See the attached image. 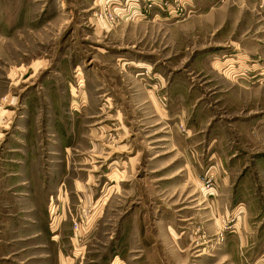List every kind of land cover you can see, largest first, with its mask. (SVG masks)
I'll return each instance as SVG.
<instances>
[{"label":"rangeland","instance_id":"obj_1","mask_svg":"<svg viewBox=\"0 0 264 264\" xmlns=\"http://www.w3.org/2000/svg\"><path fill=\"white\" fill-rule=\"evenodd\" d=\"M250 18L245 0H0V187L42 173L61 264H264L245 237L264 229V79L233 52Z\"/></svg>","mask_w":264,"mask_h":264},{"label":"crops","instance_id":"obj_2","mask_svg":"<svg viewBox=\"0 0 264 264\" xmlns=\"http://www.w3.org/2000/svg\"><path fill=\"white\" fill-rule=\"evenodd\" d=\"M245 4L251 10L250 19H264V0H245ZM244 17H247V14ZM234 43L237 44L233 51L236 56L235 59L238 58L245 67H249L253 71L257 70L259 77L264 79V23L259 22L257 29L249 35V40L245 42V46H238L237 40ZM241 47L247 53H244L245 51ZM229 59L235 61L234 58ZM259 163L261 164L259 179L264 181V158H261ZM34 168L33 165L25 166V172H22L23 176L20 178V188L10 190L0 187V264H61L63 254L57 236L45 235L44 232L45 223L42 212L44 211L47 192H45L44 185L33 186L32 182L38 179L39 175V178H42V173L35 172ZM49 187L51 189L56 187L53 180L47 183L46 189ZM260 194L264 195V186H260ZM39 205H41L40 208L42 206L43 208L37 211ZM260 205L261 212H264V204L261 203ZM34 208L37 209L34 210ZM37 214L39 216H36ZM262 220H264V215H261L260 223L262 225L260 228H264ZM245 225V237L249 236L247 243L251 248L254 245L257 247L260 242L256 252L258 251L259 257L264 258V247L261 246L264 244V229H260L253 237L251 228L254 227L251 224L249 228L246 223ZM38 226L40 230H36ZM33 247H38L40 251L29 253ZM180 248L179 255L183 254L184 247L180 246ZM175 252L177 253V251ZM177 258L181 260L182 256Z\"/></svg>","mask_w":264,"mask_h":264}]
</instances>
